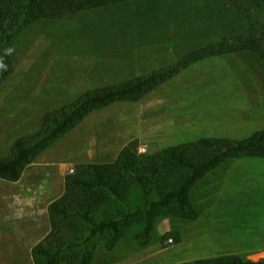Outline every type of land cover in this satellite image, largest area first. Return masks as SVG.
I'll use <instances>...</instances> for the list:
<instances>
[{
    "label": "rangeland",
    "instance_id": "obj_1",
    "mask_svg": "<svg viewBox=\"0 0 264 264\" xmlns=\"http://www.w3.org/2000/svg\"><path fill=\"white\" fill-rule=\"evenodd\" d=\"M239 20L223 0H137L24 27L12 45L13 72L0 85V159L16 140L35 135L47 112L231 38ZM259 130L264 62L246 52L209 57L138 102L89 113L41 151L18 181L0 179V264H41L31 248L48 235V206L78 167L112 164L131 141L138 154L149 155L201 137L241 139ZM189 201L197 213L192 221L160 213L146 235L142 220L130 219L110 250L96 237L90 264L264 259V158L223 163L192 187ZM140 203L132 188L104 214L119 218Z\"/></svg>",
    "mask_w": 264,
    "mask_h": 264
},
{
    "label": "trees",
    "instance_id": "obj_2",
    "mask_svg": "<svg viewBox=\"0 0 264 264\" xmlns=\"http://www.w3.org/2000/svg\"><path fill=\"white\" fill-rule=\"evenodd\" d=\"M137 0H0V85L13 72L12 45L30 24L54 21L80 13L117 7ZM239 15L240 30L231 38L194 49L174 63L111 86L91 89L71 104L47 112L39 131L16 140L6 158L0 159V179L15 182L24 168L55 140L70 131L89 113L119 102H138L181 71L209 57L246 52L264 62V0H223ZM242 25V26H241ZM241 27H243L241 29ZM11 50L10 52L8 50ZM131 141L112 164L80 166L64 179V192L48 206L50 231L31 248L41 264H90L89 244L103 237L106 249L117 242L122 224L134 218L144 223L148 235L160 213L192 221L197 217L189 192L204 175L239 158H264V130L246 138L201 137L149 155L137 153ZM137 188L141 203L119 218L106 217L110 202L124 203ZM99 194L101 197L99 198ZM102 211L97 214V208ZM182 264H264L226 255Z\"/></svg>",
    "mask_w": 264,
    "mask_h": 264
},
{
    "label": "clouds",
    "instance_id": "obj_3",
    "mask_svg": "<svg viewBox=\"0 0 264 264\" xmlns=\"http://www.w3.org/2000/svg\"><path fill=\"white\" fill-rule=\"evenodd\" d=\"M8 51L10 52L11 50L9 49ZM0 68H6V65H4L3 63H0Z\"/></svg>",
    "mask_w": 264,
    "mask_h": 264
}]
</instances>
